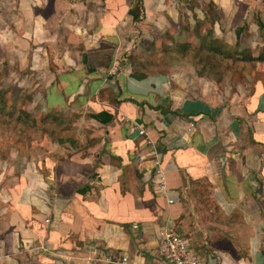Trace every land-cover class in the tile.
Listing matches in <instances>:
<instances>
[{
	"label": "crops",
	"instance_id": "obj_1",
	"mask_svg": "<svg viewBox=\"0 0 264 264\" xmlns=\"http://www.w3.org/2000/svg\"><path fill=\"white\" fill-rule=\"evenodd\" d=\"M208 1L213 31L241 27L240 18L262 37L254 16L264 25V0ZM6 6L8 64L15 71L22 56L21 79L38 80L28 86L38 112L71 116L72 140L44 135L37 155L0 169V264H104L106 252L146 264L164 224L209 264H264V84L240 102L232 83L228 92L223 80L162 62L157 37L192 31L191 1ZM154 167L165 193L152 186Z\"/></svg>",
	"mask_w": 264,
	"mask_h": 264
},
{
	"label": "rangeland",
	"instance_id": "obj_2",
	"mask_svg": "<svg viewBox=\"0 0 264 264\" xmlns=\"http://www.w3.org/2000/svg\"><path fill=\"white\" fill-rule=\"evenodd\" d=\"M191 1V8L194 17V23H197L198 19H196V15H202L203 11H208L205 17L207 16V20L202 22L203 25L200 27H197L194 25L192 27V31H187L184 33V36L182 35L181 31H176L173 33H167L162 36L157 37L160 41L158 42L159 46L161 45L162 42L166 43L168 38L169 40H172L175 43H184V44H189V50L187 53L185 52V56H191L192 62L196 64L189 63V62H181V63H176L178 67H180V70L185 72L186 74L190 75H196L199 77L200 74H205L203 76H211L209 74L214 73L216 65L211 57H207L203 55L202 53H199L200 50V45H199V40L200 37H206L208 40L212 42H216V45H221L223 49H230L231 47H234L236 44H240L243 47H249L246 49H251L252 53H260L264 50V31L259 33L261 34L258 36L255 31H245L241 32L242 33V40H239V37L236 38V27L231 28L228 31H213L211 28H209V25L211 23L210 20H214V18H218V15L215 14L214 12V7L213 3L208 1V0H201V1H196V0H190ZM7 0H4L3 8L0 10V89L5 90V102L6 104H12L14 103L17 109L20 110H26L30 113V115L35 119L37 122H41L42 120H46L47 122H51V125L54 126V119L49 118V115H54L57 113L54 112V109L43 111V112H38V96H32V90H29L28 86L30 85V82L38 81L35 79V76H27V81L25 82L21 78L25 77L24 76V70L21 68V61H22V56L17 55L15 57V60L17 61V68L12 70L13 66H10L7 60V50H6V42L5 40L9 37L7 34L12 33H7L8 30H6L5 25L13 18L8 19L6 15V11L8 10L6 6ZM260 4V2H259ZM257 4L255 7L259 6ZM194 6H197L194 8ZM204 12V13H206ZM8 13V12H7ZM239 22L241 23L240 25H243V27L247 30V26H250V24H247V22L243 19L241 20L239 18ZM206 22V24H205ZM193 23V22H192ZM238 22H235L234 24L237 26ZM187 24V23H186ZM185 23H182L179 25L180 27H186ZM191 24V22H190ZM205 24V25H204ZM238 28V27H237ZM171 44L170 47H172L174 44L172 42H169ZM239 47L240 49L242 47ZM163 48V47H161ZM239 49V50H240ZM250 52V53H251ZM190 55H189V54ZM213 60V61H212ZM228 61V60H227ZM230 64V61H228ZM233 66V69H225L223 68L220 70L221 72L224 73L223 76V87L230 92V85L232 82L233 91H236L238 93V99L241 102L250 92L252 91L253 83L256 80H253L250 76H246L247 73H262L264 72V61H258V62H247L245 63H239L238 66H236V63L233 62L231 64ZM14 69V68H13ZM235 72H238L239 75H235ZM231 74L233 77H231ZM239 77V78H238ZM31 78V81L29 82V79ZM235 78H238V81L236 83ZM263 78H260L258 80L259 82H263ZM210 79V78H209ZM217 82V80H211L209 83L213 84ZM257 82V81H256ZM229 85V86H228ZM35 98L32 102V99ZM48 115V116H47ZM58 115H64L68 120L72 119L71 116L62 114L59 111ZM47 117V118H46ZM71 128V126H70ZM23 129H16L9 127L8 124H0V169L4 170L7 169L9 166V163H11L13 160L18 163V165L22 164V160L25 158L32 157L34 154L37 155L39 152L40 148H44L45 143L43 141V132L39 131L38 125L29 128V132L31 138H24L25 135L22 133ZM72 130V129H70ZM51 139L53 138L51 133L45 134ZM42 142L41 146L39 145ZM14 162V163H15ZM179 232V231H178ZM181 233V232H179ZM187 235V234H186Z\"/></svg>",
	"mask_w": 264,
	"mask_h": 264
},
{
	"label": "trees",
	"instance_id": "obj_3",
	"mask_svg": "<svg viewBox=\"0 0 264 264\" xmlns=\"http://www.w3.org/2000/svg\"><path fill=\"white\" fill-rule=\"evenodd\" d=\"M137 7L133 8L130 10V14H132L134 20H137L139 18L138 12H136ZM208 13V11H207ZM209 15V14H207ZM207 16L204 17L203 20L201 21H196L197 23L194 24L197 27H200L201 23L206 21ZM217 18V17H216ZM214 18V20L216 19ZM214 20H210L211 23H214ZM255 23L258 26V30L260 32L264 31V25L261 22L259 16H254ZM246 29L241 26L236 28V38L239 37L241 32H245ZM216 42H212L208 40L206 37H200L199 40V45H200V52L203 55H205L206 59L207 57L213 58L215 60V64L218 65L215 67V72L211 75L210 77L213 79H216L217 82H220L223 79L224 73L221 72L223 68L225 69H233V66L231 65L233 62L236 63V66L239 65V63H245L247 62H258V61H264V50L260 53H252L251 49H246L249 47H243L240 44H236L234 47H231L230 49H223L221 45H216ZM174 45L172 47H169L166 49L165 47L159 48L161 51L163 50L165 54V58L162 60L164 64H167V61H174L175 63H181V62H189L194 64L192 62L193 59H191V56H185V52L190 49L189 44H184V43H173ZM242 47L241 49L239 47ZM240 49V50H239ZM251 52V53H250ZM189 54V53H188ZM190 55V54H189ZM212 60V61H213ZM230 61V64L228 61ZM196 66V64H194ZM201 76L205 74H200ZM235 75H239L238 72H235ZM246 76H250L253 80H260V78L264 77V72H258V73H247ZM231 77L233 75L231 74ZM239 78V77H238ZM238 78H235V81L237 83ZM232 83V82H231ZM5 90L0 89V124H8L9 127L16 128L18 129H23L22 133L25 135L24 138H31L28 136L30 135L29 128H32L38 125L39 131L43 132V136L47 133H51L52 137L55 138L58 143L63 144L67 141H71V134H72V128H70V120H68L64 115H58L60 110H54L56 114L54 115H47L49 118L54 119V126L51 125V122H47L46 120H42L41 122L35 121V119L30 115V113L26 110H20L17 109L15 104H6L5 102ZM61 112V111H60ZM64 114L63 112H61ZM94 118L100 120V115L96 114L93 115ZM47 118V117H46ZM112 117L109 116L106 121L111 120Z\"/></svg>",
	"mask_w": 264,
	"mask_h": 264
},
{
	"label": "built area",
	"instance_id": "obj_4",
	"mask_svg": "<svg viewBox=\"0 0 264 264\" xmlns=\"http://www.w3.org/2000/svg\"><path fill=\"white\" fill-rule=\"evenodd\" d=\"M138 134L144 135L146 144H150L151 141L147 135V132L142 127L137 128ZM155 153V150H152ZM155 165H158L156 160ZM152 186L159 193H165L166 187L162 180L160 170L154 167L153 179L151 181ZM172 202V199H169ZM49 219H46L48 222ZM157 256L146 264H209L213 257L206 255L198 251L189 238L179 233L171 224H164L158 230V245ZM104 264H144L137 260H130L128 256H121L120 259H116L110 252H106L100 259ZM165 261V262H164Z\"/></svg>",
	"mask_w": 264,
	"mask_h": 264
}]
</instances>
